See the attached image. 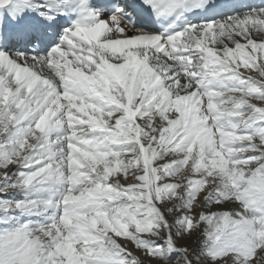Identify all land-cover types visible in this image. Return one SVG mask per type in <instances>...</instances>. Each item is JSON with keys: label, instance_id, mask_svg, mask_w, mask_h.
I'll list each match as a JSON object with an SVG mask.
<instances>
[{"label": "snow or ice", "instance_id": "obj_1", "mask_svg": "<svg viewBox=\"0 0 264 264\" xmlns=\"http://www.w3.org/2000/svg\"><path fill=\"white\" fill-rule=\"evenodd\" d=\"M0 264H264V0H0Z\"/></svg>", "mask_w": 264, "mask_h": 264}]
</instances>
